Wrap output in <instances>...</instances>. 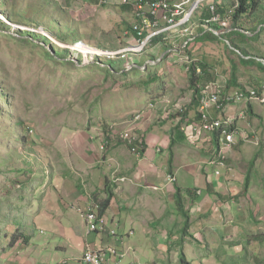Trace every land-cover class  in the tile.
<instances>
[{"label":"rangeland","instance_id":"obj_1","mask_svg":"<svg viewBox=\"0 0 264 264\" xmlns=\"http://www.w3.org/2000/svg\"><path fill=\"white\" fill-rule=\"evenodd\" d=\"M138 1L16 0L10 3L5 0V5L0 7V264H52L47 259L50 247L53 243L52 247L58 248L59 243L53 241L56 237H50L49 241L41 220L43 214L41 217L40 214L52 213L50 201L55 202L56 196L68 199L70 191H81L85 184L93 182L91 177L87 181L79 174V168L82 172L90 168L84 158L86 153L90 152V157L91 149H98L107 158H112V150L126 148L131 168L136 156L131 151L128 153V145L121 139V134L138 132L144 138L139 128L143 117L137 119L136 116L146 111L145 116L151 111L147 113L153 114L150 126H159L158 122L167 110H173L170 118L178 121L177 106H184L185 111L191 104L193 91L187 64L179 63L176 54L168 59L169 54L174 53L169 49H175V53L183 50L185 39L176 40L169 34L159 46L153 42L149 43L150 47L142 41L139 43L130 31L140 9ZM212 1L204 2L196 19L205 16L207 12L203 8L207 11ZM143 9L147 11V5ZM259 29V35H246L245 42H240L246 54L254 58L249 63L241 61L245 57L231 49L225 41L230 36L224 34L219 36L223 42L200 39L191 43L184 55H189L190 65L194 61L206 64L207 73L215 78L222 75L230 81L232 73L237 75L242 71L244 79L252 82L253 71H257L254 80L260 85L249 82V86L261 91L264 26ZM199 32L201 30L196 31ZM20 35L29 37L31 42L12 37ZM43 36L50 43L44 41ZM55 40L63 45L82 40L91 46L85 47L86 52L96 47L125 55L118 58L77 55L71 47L58 45ZM234 42L238 43L237 37ZM142 48L145 52L136 51ZM162 56L165 61L160 63ZM251 63L260 68L257 70ZM107 67L113 74L106 72ZM197 67L203 70L200 64ZM240 102L231 104L235 113L239 112ZM250 103L256 112L254 116L249 113L246 122L238 119L236 124L235 121L242 138L239 133L235 137L237 143L225 150L228 161L225 160V170L222 168L221 175H217L225 178L224 172L229 171L231 178L224 180L223 184L227 185L224 190L211 195L210 213L203 219L208 230L202 229L201 225L195 234L202 241L197 246H203L205 251L215 250L216 264H237L234 261L264 264V103L256 100ZM188 115L189 118L194 116V110L191 109ZM229 117L239 118L238 115ZM107 129L109 137L105 135ZM26 138H29V144L25 142ZM215 150L208 156V161L215 157ZM203 152L204 155L209 153L205 149ZM113 159L108 161L111 167L102 168L107 172V187L99 194L96 193L98 190L93 192L92 196L97 199L107 197L112 189L128 187L136 181V174H123ZM33 170L35 173L31 175ZM112 171L113 183L110 180ZM247 179L248 184H245ZM140 187L145 188L144 185ZM72 208L69 213L75 221L82 222L78 214L84 207ZM137 208L140 206L134 209ZM77 209L79 213H76ZM188 209L191 213V208ZM195 210L196 207L192 212ZM198 222L203 223L202 220ZM16 224L21 225L19 228L23 233L33 237L30 245L17 241ZM188 228L192 233L190 225ZM188 236L196 241L190 234ZM174 247L169 248L171 253L163 254L165 259H157V262L170 264L173 256L182 260V242L176 241ZM143 253L138 251L142 264L156 257L153 251L145 252V256ZM67 255L69 251L61 254L59 260L67 259ZM135 258L136 252L132 249L123 259Z\"/></svg>","mask_w":264,"mask_h":264},{"label":"crops","instance_id":"obj_2","mask_svg":"<svg viewBox=\"0 0 264 264\" xmlns=\"http://www.w3.org/2000/svg\"><path fill=\"white\" fill-rule=\"evenodd\" d=\"M250 65L256 67L257 70L260 68L257 64L251 63ZM253 72L256 75L257 71ZM242 73L241 71L237 74L238 86H249L251 81L245 80ZM255 75L252 76L251 83L259 84L258 81L254 80ZM238 86L229 90H233ZM241 102L239 112H234V105L228 106L225 112L226 116H239V118H234L236 124L241 119L246 122L249 113L254 116L256 112L253 103H250V101ZM145 112L143 111L140 114L144 115ZM147 113L143 116L142 124L139 126L146 142V149L142 158L139 159L136 156V162L129 168V156L126 153V148L112 150V155H110L112 158H107L98 149H91V156L88 157L90 152H87L86 157H84L90 168L84 172L79 168V174L85 176L87 181L91 177L93 182L85 184V188L81 191H70L68 199L56 196L55 202L50 201L53 205L52 213L40 214V217L43 214L41 220L44 221L49 241L52 237H56L53 241L59 243L58 248L56 246L52 247L54 244H51V252L47 259H50L52 264H84L82 256L87 243L97 247L113 246L121 252H126L128 256L132 249L135 250L136 258L134 260H124L125 255L121 259L113 260L112 264H142L138 251L144 252V256L149 251H153L156 257L144 264H159L157 259H165L163 254L171 253L169 248H176L174 247L176 241L182 242L183 259L179 260V258L173 256L170 264H199V262L201 264H216V259H214L216 256L215 250L205 251L203 246H197L202 241L195 235L198 226L202 225V229L208 230V227L205 226L207 222H204L203 219L205 215L210 213L211 195H217L219 190H224L227 187L223 184L224 180L231 178L229 171L224 172L225 178L215 175L214 166L209 165L207 162L214 148L218 146V141L214 138L215 134L202 130L195 134L190 133L189 138L185 133V139H178L176 138V129H174L178 123L176 119H166L163 115V119L161 118L158 122L159 126L151 127L153 114L150 116ZM216 113L213 110V115ZM191 117L195 118V116ZM240 135L241 137H238L242 138L241 131ZM203 149L208 150L209 153L204 155ZM127 150L130 154L128 146ZM96 152L100 153L101 156H98ZM110 159L115 161L119 170L122 169L123 174H129L130 172H132V176L136 174L135 182L125 183L129 184L128 187L123 185L119 189H112L114 196L111 198L106 215L110 221L109 228L117 229V236L115 237L108 232L87 233L85 222L78 209L76 213H79L78 215L82 218L80 223L77 220L75 221L73 215L69 213L73 211V206L86 209L85 207L89 206L94 200L101 201L100 199L106 198L99 196L100 199H97L92 194L97 190L96 193L98 194L101 190H105L108 177L106 176L107 172L102 168L104 167L107 170L108 167H111L108 166ZM98 164H101V166ZM169 173L176 177L175 183H168L165 176ZM113 174L114 171L110 174L111 181ZM120 183L124 184V182ZM141 185H144L145 188H141ZM228 187L229 190H232L231 186ZM178 190H181V202L188 212L186 216L177 207ZM188 190H191V192H187ZM137 206H140V208L134 209ZM195 207L194 213L192 209ZM188 208H191V213H189ZM124 211L128 213L124 215ZM198 218L200 219L195 220ZM200 220L203 223L198 222ZM190 221H193V223H190ZM121 224H124L125 227ZM189 225L191 227L190 231H193L192 233L187 230ZM62 233L65 234V237ZM189 234L191 237L196 238V241L190 240L188 238ZM200 250H203V252ZM63 251H69V255H67V259L61 261L59 257L64 253ZM173 254H177V252L174 251ZM189 258L192 260L190 261ZM64 260L66 262H63ZM234 263L238 264L236 261Z\"/></svg>","mask_w":264,"mask_h":264},{"label":"built area","instance_id":"obj_3","mask_svg":"<svg viewBox=\"0 0 264 264\" xmlns=\"http://www.w3.org/2000/svg\"><path fill=\"white\" fill-rule=\"evenodd\" d=\"M127 3V0H124ZM208 0H150L146 4H140V9L136 20L133 24V33L135 39L140 43L149 44L154 42L157 37L161 38L159 42L166 39V35L171 34L174 39H185L183 50L169 49L174 51L171 56L176 54L177 58L182 62H191L188 55H184L186 45L190 44L195 38L211 30L215 35L221 36L232 29V14L234 9L230 10L228 15H224L215 4V0L210 2L207 7L205 16H200V20L196 19V14L202 9L203 3ZM148 7L145 11L143 6ZM213 25L218 26V30L214 29ZM201 32L196 33V31ZM247 34L249 32L246 31ZM55 40V43L62 46H69L74 54H82L84 56L95 55L106 58H118L125 54L120 51H111L109 49H99L93 47L90 52L84 51L85 47H91L82 40H77L74 43L61 44ZM231 49L236 52L240 51L234 48L230 41L225 39ZM72 44V45H71ZM87 50V48H86ZM144 48L136 50L143 51ZM135 51V50H133ZM128 52V51H127ZM126 52V53H127ZM202 70L198 68L200 73ZM228 78L222 75L206 83L199 95L198 118L190 120L186 118L185 123L181 126V130L186 133H197L200 131L211 132L218 135V146L215 150V157L211 158L208 163L216 167L215 174L219 175L221 169L225 168L226 154L225 150L231 149L236 143L235 137L240 133L238 128L233 130L235 119L226 117L225 112L229 105L236 101H259L264 103V81L261 84V91L251 86H242L229 90ZM213 110L217 113L213 115ZM175 111H184V106L178 105ZM173 110L165 112V118L169 119ZM143 117L142 114L136 116L137 119ZM181 118H178V121ZM121 139L129 146L130 151L137 157L141 156L145 146V140L140 133L122 132ZM104 149V146L102 147ZM168 183H175L177 180L173 174H167ZM117 182V181H116ZM123 182V181H121ZM101 202H92L86 209H80L79 212L85 222L87 233H106L112 236H117V230L109 228V219L105 213H101ZM132 232V231H130ZM126 252H121L113 246L97 247L91 243H87L83 254V261L87 264H112L113 260L123 258Z\"/></svg>","mask_w":264,"mask_h":264},{"label":"trees","instance_id":"obj_4","mask_svg":"<svg viewBox=\"0 0 264 264\" xmlns=\"http://www.w3.org/2000/svg\"><path fill=\"white\" fill-rule=\"evenodd\" d=\"M139 1H141V2H139L140 4H142V3L146 4L150 0H148V1L147 0L146 1L139 0ZM9 2L10 3H15L16 0H9ZM215 4H216V6L218 8V11L223 13L225 16L230 13L231 9H234V13L232 14V17H233L232 18V21H233L232 22V29H231V31L225 33L224 36L225 37L227 35L230 36V38L228 37L226 39H228L230 41L231 45L234 48L238 49L241 52V55H243L245 57V58L242 57L243 59H241V61H244L245 63L251 62L254 58L253 57L247 58L248 56H252V55L246 54V50L240 44V42H245V40L247 39L246 35H249V34H247L246 31L250 32L251 35L252 34L253 35H259L260 34L259 26H261V28L264 26V0H215ZM4 5H5V0H0V7H3ZM11 10H12V8H11ZM10 17H11V14H10ZM256 25H259V26L257 27ZM247 26H249V28ZM131 27H133V25ZM213 27L216 30H218V28H219L216 25H213ZM251 29L254 30V33H253V31ZM130 31H131L132 34L134 33L133 32V28H130ZM235 32H239L237 34V36H236L237 39H238V43L234 42V39L236 37L233 36V34ZM198 36L195 38V40L193 42H195L197 40H200V39H202V40L203 39H218V40L222 41L219 38V36L215 35L211 30L206 31L205 33L203 32L202 34H200ZM12 37L14 39H18V40L23 41V42H31L30 38L27 37V36L20 35L19 37L18 36H12ZM43 39H44V41L50 43V40L47 37L43 36ZM159 39H161V38H159V37L155 38V40H153L154 41L153 44L156 42L155 43L156 46L162 45V44L159 43ZM193 42H191V43H193ZM190 44H188L186 46L185 51H188V46H190ZM166 47L167 46H164V48H166ZM165 51H167V49ZM46 52H47L48 56H50L51 58L55 59V56H53L49 51H46ZM169 56H171V54H169ZM169 56H168V59H169ZM164 59H165V57L163 56L159 60V62L161 63V62L165 61ZM179 63H182V64L186 63L187 64L186 70L190 72V74H189L190 75L189 76L190 89L193 91V99H192L191 104L186 108L185 111H178L177 112V114L180 115L181 119L178 121L177 126L175 127V129H176L175 132H176V135H177L176 138L185 139V133L181 130V126L185 123L186 118H189L188 114H189V111L191 109L194 110L195 118L191 117L190 120H193V119L196 120L198 118V115H197L198 113L197 112H198L199 95H200V92H201V88L206 83H209V82L215 80L216 78L214 77V75H210V74L207 73V65L202 63V62L194 61L191 65H190L191 62H189V63L188 62H184L183 63L182 61H179ZM198 64H200L201 67L203 68V70L201 69L202 71L200 73L198 72V68H199V67H197ZM106 72L109 73V74H113V71H112V69L110 67L106 68ZM228 84H229V86H232V85L237 86L238 85L236 73H232L231 74V78H230V81H228ZM256 89H258V88H256ZM3 97H5V96L3 95ZM5 101L8 102L6 97H5ZM232 129L236 130V126H233ZM105 135H106V137L111 136V135H109V130L108 129H107V132L105 133ZM214 138H215L216 141H218V135L217 134L214 135ZM26 139H27V141H25V142H27V144H29L30 143L29 138H26ZM145 149H146V142H145V146H144V149H143V153L141 154V156L138 157L139 159L143 157ZM34 173H35V171L33 170L31 175L34 174ZM6 174H7V172H6ZM248 181H249V179H247L245 181V184H248ZM106 187H107V182H106ZM38 189H39V191H41V188H38ZM187 192H191V190H188ZM195 194H196V192H195ZM181 195H182L181 194V190H178V194H177V197H176V199H177V207L179 209H181L182 213L184 214V216H186V214L188 212H187V210H185V207H184L183 203L181 202L182 201V199L180 197ZM113 196H114V193L111 190V192H109V194H107V197L103 201H101V204H102L101 213H105L106 212V210L108 209V207L110 205L111 198ZM94 202H98V200H94ZM6 217L8 219V214H7ZM16 225L17 226L15 228V234H16L17 241L18 240L19 241L22 240L23 242L27 243V245H28L31 242L33 237L31 235L27 234V233H23L21 231V229L19 228L21 225H19V224H16ZM13 236H15V235L13 234ZM23 242H21V243H23ZM10 244H11V246L13 245V243H11V242H10Z\"/></svg>","mask_w":264,"mask_h":264},{"label":"bare ground","instance_id":"obj_5","mask_svg":"<svg viewBox=\"0 0 264 264\" xmlns=\"http://www.w3.org/2000/svg\"><path fill=\"white\" fill-rule=\"evenodd\" d=\"M144 1H146V0H144ZM148 1V0H147ZM138 2H141V1H138ZM143 2V1H142ZM129 3V2H128ZM217 3V2H216ZM137 4V3H136ZM143 4V3H142ZM145 4V3H144ZM204 4V3H203ZM133 6V5H132ZM204 6H206V4L204 5ZM138 8V7H137ZM203 9H205V12H206V8L204 7ZM203 16V15H202ZM215 27V26H214ZM132 28V27H131ZM216 28V27H215ZM205 33V32H204ZM199 37V36H198ZM221 37V36H220ZM155 40V39H154ZM160 40V39H159ZM156 43V42H155ZM155 43H154V45H155ZM149 45V44H148ZM144 46V45H143ZM151 46H152V44H151ZM187 46V45H186ZM149 47H150V45H149ZM177 48V47H176ZM179 48V47H178ZM132 51V50H131ZM145 52V51H144ZM186 52V51H185ZM135 53V52H134ZM139 53V52H138ZM185 54V53H184ZM189 56V55H188ZM240 56V55H239ZM184 63V62H183ZM189 63V62H188ZM186 64V63H185ZM258 85H260V84H258ZM257 85V86H258ZM238 86V85H237ZM236 87V86H235ZM253 87H255V86H253ZM260 88V87H259ZM198 113V112H197ZM189 116V115H188ZM228 116V115H227ZM229 117V116H228ZM194 120V119H193ZM172 125V124H171ZM235 129V128H234ZM233 129V130H234ZM248 136V135H247ZM246 138V137H245ZM251 138V137H250ZM258 138V137H257ZM236 139V138H235ZM249 140V139H248ZM215 150V149H214ZM214 156V155H213ZM226 161H228V160H226ZM225 161V162H226ZM227 163V162H226ZM225 163V164H226ZM210 165V164H209ZM228 165V164H227ZM224 169V168H223ZM225 170V169H224ZM229 170V169H228ZM224 172V171H223ZM221 175V174H220ZM223 176V175H222ZM117 230V229H116ZM188 230H189V228H188ZM115 237V236H114ZM192 239V238H191ZM118 249V248H117Z\"/></svg>","mask_w":264,"mask_h":264},{"label":"clouds","instance_id":"obj_6","mask_svg":"<svg viewBox=\"0 0 264 264\" xmlns=\"http://www.w3.org/2000/svg\"><path fill=\"white\" fill-rule=\"evenodd\" d=\"M247 32H248V31H247ZM249 35H251L250 32H249ZM217 36H218V35H217ZM227 40H228V39H227ZM232 50H233V49H232ZM233 51H234V50H233ZM237 53H239V52H237ZM239 54H241V52H240ZM162 57H163V56H162ZM162 57H161V58H162ZM170 57H171V56H170ZM248 57L251 58L252 56H248ZM248 57H247V58H248ZM161 58H159V60H160ZM149 62H153V61H152V60H149ZM217 77H218V76H217ZM228 80H229V78H228ZM244 86H245V85H244ZM238 87H242V85H241V86H238ZM238 87H237V88H238ZM230 88H232V87L229 86V89H230ZM235 125H236V124H235ZM215 175H216V174H215ZM82 260H83V258H82Z\"/></svg>","mask_w":264,"mask_h":264}]
</instances>
